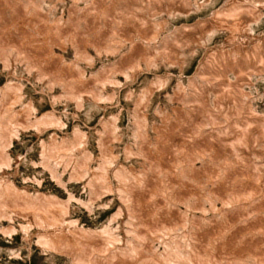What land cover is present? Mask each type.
<instances>
[{
	"label": "rangeland",
	"instance_id": "obj_1",
	"mask_svg": "<svg viewBox=\"0 0 264 264\" xmlns=\"http://www.w3.org/2000/svg\"><path fill=\"white\" fill-rule=\"evenodd\" d=\"M116 1L0 0V264H264V73L221 92L209 68L264 45V6L207 34L227 0L150 11L146 60L145 6ZM183 26L192 44L164 42Z\"/></svg>",
	"mask_w": 264,
	"mask_h": 264
},
{
	"label": "bare ground",
	"instance_id": "obj_2",
	"mask_svg": "<svg viewBox=\"0 0 264 264\" xmlns=\"http://www.w3.org/2000/svg\"><path fill=\"white\" fill-rule=\"evenodd\" d=\"M211 0H141V5L145 6L143 8L138 9V13L139 16L137 15H132V20L133 22H136L138 20V18L141 21V25L139 26L142 30H140L139 32V37L142 39L143 35H144V39L142 40V42L139 40H132V45H131V49L130 52L131 54H141L140 51H145L143 56L145 57L146 60H148V56L149 55H153V48L152 46V40L155 37L159 36V33L162 31V27L161 24H152L150 23V19L152 17H150V19L147 17V14H150V11H152V13H155L153 15H157L160 16L161 14H169L172 15V13H178V14H184V15H188L189 13H192V11H194V9L196 7L200 8H204L207 7L208 4H210ZM100 2V4H99ZM227 2L229 3V5H226V3L219 8L218 10H216L214 13H212V16H210L208 19H205L203 21H199L196 25L199 26V28L203 29V31L205 32V34H207V32H210L214 29H220V27H216L213 26V23L216 22H226L227 25L224 26V29H229L228 25H231V21H237V19L239 20H243L245 23V27L243 28V30L245 31L246 29L249 28L250 23L254 22V19L258 18V14L261 11V7L264 6V0H227ZM254 4H251L253 3ZM115 3H118V1L116 0H94V5H96V8H99L100 5H102V8L105 9L106 13H101V15L104 16H108L110 13L111 8L115 5ZM120 4V3H118ZM121 5V4H120ZM144 11V12H143ZM74 12V11H73ZM86 12V11H84ZM137 12H135V14H138ZM145 15H143V14ZM148 18V19H147ZM94 20V17L92 19V21ZM126 25V23H125ZM157 26H158V30H157ZM115 27V26H114ZM149 27V28H147ZM194 26H183L182 28H178L175 29L170 35L166 36L164 38V42H166L168 39L172 40V41H176L178 39L181 40H188L190 41V43L192 44L191 41H195V38H197V35L194 34ZM144 31V33H143ZM146 32H148L149 34L153 35L152 37H150ZM122 33L124 34L125 32L122 30ZM202 34V32H200ZM200 34V35H201ZM128 38V35H126ZM151 38H153L151 40ZM246 41V40H245ZM248 44L251 42V40H247ZM246 42V43H247ZM264 43V41H262ZM245 44V43H244ZM243 44V45H244ZM120 47H116L118 49V51L120 52L122 44L119 43ZM147 50H145V49ZM236 54L233 53V51L231 53L233 54H229V53H220L215 57V60L212 58L211 60V64L212 67L209 66V68L212 70L213 68H218L215 64L222 66V68L224 70L221 71V75H219V77H221V82H219L218 86L219 87H223L225 89H223L221 92H226L227 90L229 91V89H232V83L230 80H228L226 78V73H233V74H239L240 72H242V78L240 80H242L241 83L245 84V81L250 82V73L249 72H254V73H264V45L260 46L258 45V47H255L253 50H251L250 52H245V53H238V50H235ZM234 51V52H235ZM157 52V51H156ZM172 52L162 49V52H159V55H161L160 57H163L164 59H167L170 54ZM129 55V51L128 53L121 58V60H123L124 58H126ZM157 59V58H156ZM159 59V58H158ZM137 62V60H136ZM135 62V63H136ZM253 69V70H252ZM239 72V73H237ZM247 72V73H244ZM241 74H239L237 77H240ZM206 88H203L202 91H205L207 89L210 88L209 85H205ZM231 91V90H230ZM219 92V93H221ZM232 94L234 93V91H231ZM201 94V93H200ZM228 94H231L230 92H228ZM235 94V93H234ZM224 95V93L219 94V96ZM218 96V95H217ZM243 96V91L242 89H238L236 91V95L235 97H240ZM247 119H251L252 122L257 121L256 118L253 114L250 116H246ZM255 117V118H254ZM203 136L202 134L199 136V140L203 141ZM197 140V139H196ZM264 198V197H263ZM140 200V198H137ZM173 207V206H171ZM168 208H161L160 212L161 214H163L164 212H166L165 210H167ZM171 210L170 213L176 215V211L173 208H170ZM72 227V226H71ZM74 228V227H72ZM213 227L208 228L209 230L212 229ZM62 229L61 227H59L56 231ZM78 236L79 239H91L89 237H93L94 233L93 232H89V233H84L82 232H78L76 234ZM93 240L95 243L98 242V240L95 239V237H93ZM93 243V242H92ZM94 244V243H93ZM237 252V251H236ZM255 253L257 255H263L264 253H261V251H255ZM112 258L116 257L120 264H126L125 261L123 262V260H125V258H121L120 254H116V255H112ZM117 260V261H118ZM116 263V264H117Z\"/></svg>",
	"mask_w": 264,
	"mask_h": 264
}]
</instances>
